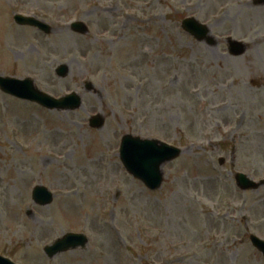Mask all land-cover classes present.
<instances>
[{"label": "rangeland", "instance_id": "374dc122", "mask_svg": "<svg viewBox=\"0 0 264 264\" xmlns=\"http://www.w3.org/2000/svg\"><path fill=\"white\" fill-rule=\"evenodd\" d=\"M233 1L0 0V76L81 98L49 111L0 90V254L18 264H264L249 241L264 239V184L242 191L234 180L264 179V5L225 11ZM15 13L53 30L19 26ZM186 17L218 44L188 35ZM228 35L247 43L243 55L227 52ZM99 113L103 127L89 126ZM129 133L182 147L162 165L160 189L121 165ZM37 185L55 194L48 206L33 203ZM68 232L85 234L86 247L46 256Z\"/></svg>", "mask_w": 264, "mask_h": 264}, {"label": "water", "instance_id": "95a60500", "mask_svg": "<svg viewBox=\"0 0 264 264\" xmlns=\"http://www.w3.org/2000/svg\"><path fill=\"white\" fill-rule=\"evenodd\" d=\"M16 22L19 24H28L36 26L39 30L44 32H50V28L44 23L34 20L32 18L16 17ZM183 27L191 34L195 35L198 39L203 40L208 34V30L199 25L194 19H187L183 21ZM72 30L85 34L87 32L86 27L82 23H76L72 26ZM209 44H214V41L207 38ZM232 53L240 55L244 51V46L235 42H231ZM58 76L64 77L68 73L66 66L61 65L57 68L56 72ZM1 89L16 97L35 101L42 106L49 109L67 110L75 109L80 106V98L77 94H72L62 99H53L46 94L38 91L31 81L28 80H15L6 77H0ZM90 87V86H89ZM90 124L93 127L100 128L103 125V119L101 117H94L90 120ZM178 155V150L168 148L165 146H159L155 142L141 140L138 137L125 135L122 138L120 148V158L122 165L126 170L136 178L143 181L144 185L148 188L155 190L160 187L162 183L163 173L160 167L167 161L172 160ZM237 185L241 189L255 188L256 185L248 180L244 175H236ZM33 201L40 205H47L51 202V197L48 192L40 186L34 188L32 193ZM252 243L264 254V242H261L255 237H251ZM87 243V239L83 235H66L61 240H57L52 245L44 248V252L51 258L54 255L72 250L76 247L84 248ZM0 264H9L0 257Z\"/></svg>", "mask_w": 264, "mask_h": 264}]
</instances>
